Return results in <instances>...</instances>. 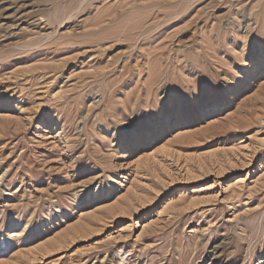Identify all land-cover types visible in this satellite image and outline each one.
Instances as JSON below:
<instances>
[{"label":"rangeland","instance_id":"obj_1","mask_svg":"<svg viewBox=\"0 0 264 264\" xmlns=\"http://www.w3.org/2000/svg\"><path fill=\"white\" fill-rule=\"evenodd\" d=\"M0 264H264V0H0Z\"/></svg>","mask_w":264,"mask_h":264},{"label":"bare ground","instance_id":"obj_2","mask_svg":"<svg viewBox=\"0 0 264 264\" xmlns=\"http://www.w3.org/2000/svg\"><path fill=\"white\" fill-rule=\"evenodd\" d=\"M259 63L262 64V66H263V62H259ZM260 64H259V65H260ZM254 65H256V64H254Z\"/></svg>","mask_w":264,"mask_h":264}]
</instances>
